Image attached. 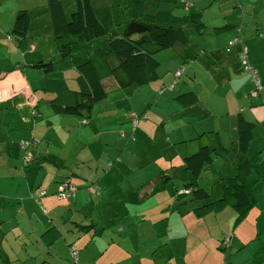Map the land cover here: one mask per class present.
Wrapping results in <instances>:
<instances>
[{"label":"crops","instance_id":"1","mask_svg":"<svg viewBox=\"0 0 264 264\" xmlns=\"http://www.w3.org/2000/svg\"><path fill=\"white\" fill-rule=\"evenodd\" d=\"M42 2L44 6L38 5V1L34 0V4L30 5L35 8L31 9L42 8L43 12L50 17L47 8L48 0H42ZM45 5L47 6L45 7ZM250 6L253 8V14L250 16L252 19L247 20V17L239 19L243 24L241 32L245 30L246 32L245 37L238 36L243 41L242 44H239V50L232 54L234 56L240 55L242 45L248 47L250 51L249 63L257 70L256 73L263 85V90L258 97L250 98L249 93L254 90L251 80L252 75L243 74L241 76L242 71L240 72V70H237L240 77L236 76L237 74L234 76L229 75L226 84L223 83L225 89L228 88L225 95L226 111L222 116L225 119L223 125L231 128L232 139H235L232 147L227 148L228 146L225 144V139L221 136L219 128L211 121L212 118L216 117L214 107L208 108V105L201 102L199 96L193 92L199 99L200 107L205 108L208 115L201 117V113H197L196 108L183 111L185 107L183 108L181 105L182 109L179 108L175 112H171L169 116H163V124L167 119L174 121L175 119L194 117L196 126L192 131H187L180 137L170 136L167 139V136H164V147L175 145L166 154L160 153L161 147H158V152L155 153L147 146L144 155L145 160L143 163H139L138 167H140V170H147V177L150 179L144 184L145 176H135L141 187H146L151 181L156 184L153 189H147L144 201L153 200L159 207L171 205L176 201L177 209L181 207L185 209L184 212L178 211L175 213L178 220L183 222L185 226V220L192 222L194 226H196L195 223L200 224L202 235L198 234L193 228H187L181 233L179 231L171 233L170 236L160 239L159 244L148 246L146 253L140 256L142 259H140L139 264H264V58L262 57L264 51V0H255L254 4H250ZM16 13V10L6 11L0 16V49L5 54L2 55V58L0 55V222L4 224L3 226H6L11 219L15 218V215H19V220L25 227L20 234V236H25V242L20 244L19 247L26 252L28 259L25 261L19 260L17 255L10 253L0 245V264H14L16 262L26 264L32 260L34 262V255L37 256L38 254V252L34 253V243L44 247L43 250L41 249L40 254L42 262L37 259L36 264H76L70 261V259L73 261L72 248L78 252L77 264H135L133 254L124 249L114 238L108 246L101 242L99 246L98 237L101 233L96 227L100 225L93 218L95 206L93 202L91 204L90 200L91 195L94 193L96 198L103 199L99 193H96V186L100 185L99 187H102L101 184H105L107 181L109 183L107 185L112 184L111 187L117 185L118 179L115 177V173H124L125 166L122 165L118 171H114V169H111L110 172L106 171L95 184H92L94 190L90 189L92 187L86 190L83 188V184L88 180L90 181L92 175L79 174V172L92 165L88 163L71 165L67 159L57 155L49 156V149L46 150V145L49 146V144L45 145L43 133L37 129L34 131L32 110L35 107L38 106L37 109L45 113L44 117L39 119L45 121L47 127L53 125L50 121L51 116L57 115L48 103V101L55 98L54 94L43 91L46 87L44 81L47 78L46 76L52 78L56 76L47 75L48 73L37 67L39 62H49L55 55V50L50 46V56L40 55L39 50H42L40 45L45 42L41 34L33 35L30 32L28 37L20 42L15 37L11 36L12 38H10L9 36L12 35L11 30L16 22ZM48 24L51 25V20L48 21ZM49 42L50 38L47 39L48 44ZM34 46L36 49H33ZM223 52L225 53V51ZM220 58L221 55H218L215 63L219 62ZM174 59L175 62H178L176 57ZM56 62L59 65L62 64V61L60 63L59 61ZM239 63L243 66L240 57L238 60L236 58L228 59V64L237 65ZM248 85H251V88L247 89ZM71 89L77 91V83ZM247 93L250 101H246L244 97ZM34 99L36 100L35 104ZM172 101H174L173 98ZM40 102L44 105L41 106ZM46 103L49 105V109H45ZM249 104L251 106H248ZM240 115L256 124L255 140L249 148L250 158L253 159V170L250 177H248V181L256 186L255 195L258 203L239 225L235 224L237 214L230 207L198 219L191 212L194 205L189 201L192 198H185L191 197V195H180V192L185 189V182L188 179L183 167V158L195 154L202 146L217 147L216 143L230 150V153L233 151L235 154L237 118ZM80 123L82 124V121ZM77 125H79L78 118L68 119L67 127L76 129ZM234 134H236L235 138ZM30 139L40 141L31 151L33 156L35 154L36 160L52 159V162L59 161V164L64 166L59 167L52 163V183L55 185L49 188L51 194L46 190L48 194L44 199L49 210V213L45 214L49 218L47 224L50 226L37 237H35L37 233L34 230V220L37 221L40 218L35 202L29 194L31 195L33 191L37 192V187L40 188L46 181L39 183L42 169L39 171V169L32 167L26 170L22 164L24 163L22 161L24 151L20 149V143ZM179 144H184V146H178ZM38 164H41V162ZM158 164L161 168L158 167ZM40 167L43 168V164ZM209 168L210 166H207L205 172H208ZM34 172L37 173L35 182ZM69 178L76 186V195L68 203H60L53 196L57 191L58 186L56 184ZM115 179H117L116 183H114ZM89 184L88 182L87 185ZM218 186L219 184H214L206 190L210 191L215 197L214 193L220 194ZM200 187H202L201 183ZM6 199H14L16 203L9 202ZM21 206L26 211L25 214L21 213ZM9 211L12 213L10 214ZM78 214H84L83 219L86 221L88 217L90 222H84L82 218H77ZM19 225L17 224L16 227L19 228ZM3 226L0 229V240L2 235L3 239L7 235L2 230ZM81 226L91 228L81 230ZM51 235L54 236V241L48 242ZM225 239H228V244Z\"/></svg>","mask_w":264,"mask_h":264},{"label":"rangeland","instance_id":"2","mask_svg":"<svg viewBox=\"0 0 264 264\" xmlns=\"http://www.w3.org/2000/svg\"><path fill=\"white\" fill-rule=\"evenodd\" d=\"M37 1L38 5L44 6L42 0ZM63 1L66 5H69V13L74 11V6L70 5L71 0ZM180 1L178 0L177 5H173V7L169 4L170 2L173 3V0H92L101 23L108 30H115L118 33L125 30L124 26L127 22L141 15L143 6L144 12L147 13L171 10L177 16H190L191 22L185 28L190 44L189 46L178 45L174 49L155 55L160 63L159 78L144 87L123 90L115 81L108 79L105 82L108 98L96 106H90V111L84 112L82 116L52 115L50 121L53 125L51 127H47L46 122L39 118L34 120V131L36 129L39 132L41 131L45 145L49 144V146L46 145V150L49 149V156L57 155L67 159L71 165L81 163L92 165L79 172V174L92 175L90 181L84 182V189L88 190L92 187L90 189L94 190L92 184H95L106 171L110 172L111 169L118 171L122 165L125 166L124 173H115L118 180L115 179L114 183L117 180V185L111 187L112 184L107 185L109 184L108 181L105 184L102 183V187L96 184V193H99L103 199L96 198L94 193L91 195L90 200L91 204L93 202L95 206L93 218L100 225L96 227L101 233L98 237L99 246L100 242L108 246L114 238L124 249L133 254L135 264H139L140 259H142L140 256L146 253L148 246L159 244L160 239L170 236L171 233L178 231L181 233L187 228H193L198 234L202 235L200 224L195 223L196 226H194L192 222L185 220V226L183 222L178 220L175 213L178 211L184 212L185 209L183 207L177 209L176 201L163 207H159L153 200L144 201L147 189H153L156 184L151 181L146 187H141L135 179V176H145L144 184L150 179L147 177L148 171L145 169L140 170V167H138L139 163H143L145 160L144 155L147 146L155 153L158 152V147H161L160 153L166 154L175 145L164 147V136H167V139L170 136L180 137L185 132L192 131L196 126L194 117L175 119L174 121L167 119L163 124V116H169L171 112H175L179 108L182 109L175 98L189 92H195L200 101L208 105V108L214 107L216 117L212 118L211 121L219 128L220 134L228 146L227 148H231L235 139H232L231 128L223 125L225 119L222 117L226 111L225 95L228 89H225L223 83L226 84L229 75H236L237 70L242 71L241 76L243 74L251 75V71L247 70L245 66H241L240 63L237 65L228 64V59L236 58L238 60L240 57L241 61V53L235 56L232 54L239 50V43L233 47L231 43L238 36L245 37L246 30L241 32L243 24L239 19L242 17H247V20L252 19L250 16L253 14V8L250 4H254L255 0H187L192 6L190 12L183 9L184 3L180 5ZM30 4H34V0H0V16L6 11L35 8ZM31 12V32L33 35L41 34L45 40L44 44L40 45L42 50H39V53L40 55L46 54V57L50 56L51 47L56 52L53 30L51 25L48 24L51 17L45 14L42 8L34 9ZM200 24H205L207 28L199 27ZM228 25L235 26L228 27ZM48 38H50L49 44L47 43ZM227 45L228 47H226ZM96 46L101 49L110 68L118 64L117 58L113 56L104 41L97 42ZM228 48H230V51H227ZM248 52L250 54L249 49ZM14 54L16 55V52ZM0 55L1 58L2 55H5L2 49H0ZM218 55H221L220 61L215 63ZM174 57L177 58L178 62H175ZM262 57L264 58V51ZM61 63L60 65L56 63L58 71L64 72V78L70 88L73 85L76 86L77 70L69 61H62ZM252 69L257 71L254 67ZM236 76L240 77L239 74ZM59 78V80H62L63 77L60 76ZM174 83L175 89H172L171 86ZM261 86L263 87L262 84ZM249 88H251V85H248L247 89ZM244 97L246 101H250L248 93ZM172 98L174 101H172ZM148 101L150 102L148 103ZM35 102L36 100L34 104ZM42 102L39 103L41 106L44 105ZM248 106H251V104ZM45 109H49L47 103ZM44 115L45 113L42 111L41 117H44ZM71 118H78L79 125L76 129L67 127L68 119ZM79 120L82 121V124ZM235 136L236 134H234V138ZM76 139L78 140L76 141ZM252 143L250 146H252ZM178 146H184V144ZM216 146H218V143H216ZM22 148L23 146L20 144V149ZM39 162L41 164H38ZM52 163V159L36 160L35 154L31 162L32 165L22 163L26 170L32 167L39 169V171L42 169L39 183L46 182L40 188L37 187V191L48 190L51 194L49 188L55 185L52 183ZM42 164L43 168L40 167ZM209 166L208 172L203 173L200 181L204 189H208L209 186L218 184L224 178L233 176L236 173L233 165L229 162V158L222 154ZM158 167L161 168L159 164ZM36 176L37 173L34 172V182ZM65 182H69L72 187L76 188L71 178ZM88 182L89 185H87ZM61 184H56L58 187L53 196L60 203H68L69 200L74 199L75 195H72L71 192L69 197L59 199L63 196L60 192ZM48 192L45 191V197ZM45 197L40 201V204H44L43 207L34 201L40 218L37 221L34 220V230L37 233L35 237L43 234L50 226L47 224L49 218L46 214L49 213V210L45 205ZM6 200L16 203L14 199ZM191 212L200 219L194 208ZM9 213L12 212L9 211ZM21 213H26L22 206ZM77 218H82L84 222H90L88 217L86 221L83 219L84 214H78ZM17 224H20L19 228L16 227ZM3 225L0 222V229ZM24 228L19 220V215H15L14 219L3 226L2 230L7 235L5 239L2 235L0 240V245L10 253L17 255L21 261L28 259L26 252L19 247L20 244L25 242V236H20ZM40 247L34 243V253L38 252V254L37 256L34 255V262L32 260L26 264H36L37 259L42 262L40 254L41 249L43 250L44 247ZM70 261L73 263L74 258L73 261L71 259ZM14 264L20 263L16 262ZM23 264L25 263L23 262Z\"/></svg>","mask_w":264,"mask_h":264},{"label":"trees","instance_id":"3","mask_svg":"<svg viewBox=\"0 0 264 264\" xmlns=\"http://www.w3.org/2000/svg\"><path fill=\"white\" fill-rule=\"evenodd\" d=\"M177 2L178 0H173V3L169 4L173 6L177 5ZM182 3H184L183 9L190 12L192 6L189 2L181 0L179 4L182 5ZM70 5L74 6V11L71 13L68 12L69 5H66L63 0H48L47 8L50 12L56 52L54 58H51L49 62L42 61L37 64L38 68L48 73L47 75L56 76L44 79L46 87L43 91L54 94L55 98L48 103L58 115L69 114L80 117L84 112L90 111V106H96L106 100L108 91L105 88V82L108 79L115 81L123 90L133 87L141 88L150 84L159 78L160 63L155 55L174 49L178 45L189 46L190 44L185 30L186 25L191 22L190 16H177L171 10L147 13L144 12L143 6L141 15L127 22L124 26L125 30L118 33L115 30H108L101 23L92 0H71ZM31 23L32 18L29 10L17 11L16 22L11 30L12 35L9 37H15L19 42L26 39L31 32ZM231 26L228 25V27ZM199 27L207 28L205 24H200ZM237 39L241 41L239 44H242L243 40L240 37ZM101 40L106 43L113 56L117 58L118 64L115 67L110 68L101 49L96 46L97 42ZM33 49L36 47L34 46ZM56 61L59 63L69 61L73 64L78 75L77 91L72 90L66 83L64 72H58ZM60 76L63 77L62 80H59ZM172 86L175 89V83ZM262 90L263 87L257 96L261 94ZM250 95L251 93H249V97ZM175 100L183 108L185 107L183 111L196 108V112L201 113V117L208 115L205 108L200 107L199 99L193 92L180 95ZM37 107L32 110L33 121L42 116V112ZM255 128V123L240 115L237 118L235 154L233 151L230 153V150L221 145L217 147L202 146L195 154L183 158V167L188 176L184 190L190 191L189 195L192 199L189 203L194 205V211L197 212L200 219L230 207L236 212L235 224L239 225L257 205L256 186L248 181L253 170V159L250 158L249 148L255 140ZM216 135L218 134L216 133ZM28 141L38 140H24L20 143L21 146ZM36 146L29 147L28 151L23 146L22 161L25 164H31V162H27V156L32 155L31 151ZM221 154L229 158L236 173L218 183L220 194L214 193L215 197H213L210 191L200 187V181L206 167L211 165ZM53 164L64 167L59 164V161H54ZM66 180L64 179L59 184L65 183ZM42 191H33L30 195V198L37 204H40L41 199L45 197ZM90 228L81 226V230ZM52 241H54V236L51 235L48 242ZM225 242L228 244V239H225Z\"/></svg>","mask_w":264,"mask_h":264},{"label":"built area","instance_id":"4","mask_svg":"<svg viewBox=\"0 0 264 264\" xmlns=\"http://www.w3.org/2000/svg\"><path fill=\"white\" fill-rule=\"evenodd\" d=\"M237 43H241V41L239 39H237L236 41L231 43V46H233V45H235ZM227 51H230V48H228ZM248 54H249V52H248L247 46H243L242 49H241V61H242L243 66H245V68L247 70L251 71L252 82H253L254 87H255V90L251 93V97L255 98V97H257L258 92H260V90L262 89V86H261V83H260V80L258 78V75H257L256 71H254L252 69V67L250 66V64H249ZM171 88L173 89V86H171ZM38 144H39V141H33V142L28 141V142H24L23 146L25 148H27L26 151H28L29 147L35 146V145H38ZM27 157H28L27 162H32L33 156L30 155V156H27ZM45 191L46 190L42 191L43 196H45ZM60 192L63 194V196H61L59 199H65V198L69 197L71 192H72V195H75L76 188L72 187L69 182H65V183L63 182L60 185ZM189 193H190V191L184 190V191L180 192V195L189 194ZM77 255H78V252L74 248H72V256L74 258V262L75 263H77V261H78Z\"/></svg>","mask_w":264,"mask_h":264}]
</instances>
